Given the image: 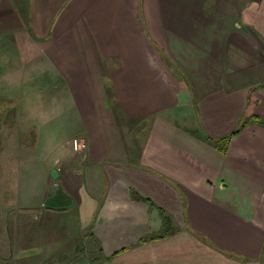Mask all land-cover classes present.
Segmentation results:
<instances>
[{
	"label": "crops",
	"instance_id": "0c3cea01",
	"mask_svg": "<svg viewBox=\"0 0 264 264\" xmlns=\"http://www.w3.org/2000/svg\"><path fill=\"white\" fill-rule=\"evenodd\" d=\"M27 57L74 132H47L59 110L21 122L0 83V186L23 208L77 210L100 264H264V125L218 143L264 121V0H0L1 73ZM160 208L177 232L140 244Z\"/></svg>",
	"mask_w": 264,
	"mask_h": 264
},
{
	"label": "rangeland",
	"instance_id": "374dc122",
	"mask_svg": "<svg viewBox=\"0 0 264 264\" xmlns=\"http://www.w3.org/2000/svg\"><path fill=\"white\" fill-rule=\"evenodd\" d=\"M33 61L34 59L27 57L22 61L24 67L20 69L17 59H14L11 62L10 74L5 73V75L1 73L3 68L0 66V83L4 80L5 88L10 91L11 97H18L16 103H13V99L5 101L7 110L9 105L16 104V106L9 108V110L12 116L17 115L21 117L20 114H24L21 122H26L27 119L28 121H34L36 116H41L40 111H42V113L46 111V114L50 112V115L54 117V112L59 110L60 116L52 117L54 120H52V123L45 124V129H50L47 132L51 135L54 133L56 134L54 137L55 143H58L59 140H63V138H71L70 135L74 132V127L71 124H66L67 115H63L66 107L60 106V108L53 110L50 109L51 107L49 109L41 107L43 102L62 100L66 102V93L64 90L56 91L55 89H49L51 94L48 92L42 93L40 89L36 90L34 82H29L34 78V74H31L30 69L25 67V64L28 66ZM27 92L28 95L26 94ZM25 94L27 95L26 97H24ZM56 97H59V99ZM20 98H26L23 100L26 101V105L18 107L21 102H19ZM1 102H3V100ZM68 113H70V110ZM70 120L71 119H69V121ZM62 121H64V123H62ZM10 125L14 126L17 132L19 124ZM21 125L29 126V124L24 123H21ZM4 127L5 126L0 123V134L3 132ZM67 133L69 134L68 137ZM3 141L0 136V153L2 150L8 148L4 146L6 140L4 144ZM14 141L12 140L10 142L12 147L16 144L17 140ZM85 144L86 149L84 151L88 149V144L86 142ZM23 145H25L27 149L28 147L34 146L33 137L29 138L27 136ZM84 151L82 153L74 152L81 156ZM3 159L4 156L0 155V161H3ZM0 167L3 169V165H0ZM13 167L16 166H12L10 170H8V166H4V169L9 171L10 174H13ZM58 185V183H54L53 186L56 188ZM28 193H30V191H28ZM19 195L15 188L0 186V264L6 263L5 261L10 259L12 260L9 264L101 263L99 258L100 254L95 250V246L89 245V241H85L88 230L81 229L79 212H77V210H72V213L57 212V214H48L39 209H25L23 208L24 197L20 199ZM9 213H11V216L8 219ZM42 214L49 216H44ZM24 215L26 218H23ZM71 250H73V252L69 253Z\"/></svg>",
	"mask_w": 264,
	"mask_h": 264
},
{
	"label": "trees",
	"instance_id": "16d2710c",
	"mask_svg": "<svg viewBox=\"0 0 264 264\" xmlns=\"http://www.w3.org/2000/svg\"><path fill=\"white\" fill-rule=\"evenodd\" d=\"M262 87L264 88V84L262 85ZM255 123H260L261 125H264V121H262L256 115H250V116L244 117L242 119V121L240 122V126L234 132H232L230 135H228L227 137L219 139L218 143H225V146L229 145V143H230V141H231V139L233 137L238 135L248 125L255 124ZM221 151H222V153H226L225 152L226 151L225 147H222ZM135 198H137V199L139 198L142 201L150 202L149 199H145V198H142V197H139V196H137ZM152 206H153V204H152ZM159 210H160L161 217H162V220H163V229H162V231L160 232V234H158L157 236L152 237L150 239H147V238L141 239L140 240V244H143V243H146V242H149V241H153V240L163 239V238L171 236V235H173V234H175L177 232V229H176V227L173 224V220L168 215V213L165 210L161 209V208Z\"/></svg>",
	"mask_w": 264,
	"mask_h": 264
},
{
	"label": "built area",
	"instance_id": "2783aa9c",
	"mask_svg": "<svg viewBox=\"0 0 264 264\" xmlns=\"http://www.w3.org/2000/svg\"><path fill=\"white\" fill-rule=\"evenodd\" d=\"M72 144L76 153H82L86 149V144L81 139H74Z\"/></svg>",
	"mask_w": 264,
	"mask_h": 264
}]
</instances>
